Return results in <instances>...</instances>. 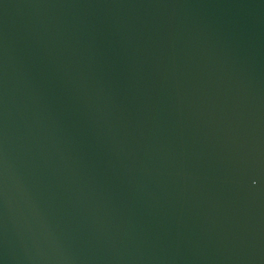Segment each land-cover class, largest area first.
Listing matches in <instances>:
<instances>
[{
	"label": "water",
	"instance_id": "water-1",
	"mask_svg": "<svg viewBox=\"0 0 264 264\" xmlns=\"http://www.w3.org/2000/svg\"><path fill=\"white\" fill-rule=\"evenodd\" d=\"M0 264H264V0H0Z\"/></svg>",
	"mask_w": 264,
	"mask_h": 264
}]
</instances>
